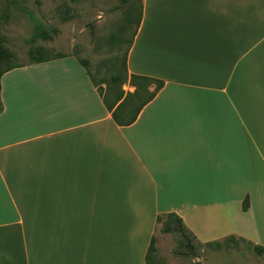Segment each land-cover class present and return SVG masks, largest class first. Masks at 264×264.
I'll list each match as a JSON object with an SVG mask.
<instances>
[{
    "label": "crops",
    "instance_id": "1",
    "mask_svg": "<svg viewBox=\"0 0 264 264\" xmlns=\"http://www.w3.org/2000/svg\"><path fill=\"white\" fill-rule=\"evenodd\" d=\"M126 72L128 125L73 56L0 77V264H146L169 214L264 248V0H142Z\"/></svg>",
    "mask_w": 264,
    "mask_h": 264
},
{
    "label": "rangeland",
    "instance_id": "2",
    "mask_svg": "<svg viewBox=\"0 0 264 264\" xmlns=\"http://www.w3.org/2000/svg\"><path fill=\"white\" fill-rule=\"evenodd\" d=\"M141 4L142 0H0V38L11 55L10 61L0 64V72L39 59L73 56L86 65L100 94L105 96L109 87L111 98L116 93L132 95L138 89L129 96L126 108L133 113L155 88L144 81H130L126 72ZM112 73L118 75L113 83ZM165 222L162 216L147 264H264V252L258 255L255 245L239 238L219 249L193 241L191 256L179 247L177 235L162 232Z\"/></svg>",
    "mask_w": 264,
    "mask_h": 264
},
{
    "label": "trees",
    "instance_id": "3",
    "mask_svg": "<svg viewBox=\"0 0 264 264\" xmlns=\"http://www.w3.org/2000/svg\"><path fill=\"white\" fill-rule=\"evenodd\" d=\"M64 56H59V57H55V58H62ZM55 58H50V59H39L36 60L35 63H41V62H45V61H49V60H53ZM11 60V55L10 53L2 46V41L0 38V64L8 62ZM80 63V65L86 70L93 86L96 88V80L93 78L92 74L90 73V71L87 69L86 65L81 62L78 61ZM18 66L15 67H9L6 68L5 70L0 72V77L5 73L8 72L14 68H17ZM110 78L112 79V83L115 82L118 78V75L116 73H112L110 75ZM144 81V83L151 84V82H154L150 79H144V78H139V77H135V76H131L130 77V81ZM156 87H155V91H158L162 88L163 84L159 81H155ZM138 89H136V91L134 92V94L132 95H126V97L124 98L123 93H116L113 98H111L109 96V92L111 91V88H107L105 93V96L100 94L99 91V95L102 99V102L105 106V108L111 113L112 119L115 123H117L118 125H128L130 123H132L140 108L145 104V102H147V100L151 99L153 97V93L150 95V97L144 102L142 103L133 113H130L129 110L127 111V113H125V109L128 106V102H129V96L133 97L135 94L138 93L137 91ZM121 102V103H120ZM120 103V104H118ZM2 111V105L0 103V113ZM243 209H246L245 203L243 206ZM166 217V222L163 224V228H162V232L165 234H175L178 237V242H179V247L182 249H187L190 251V255L193 256L194 254V246L191 244V242L195 241V237L192 233L188 232L186 230V228L184 227L181 219L179 217H177L174 214H169V215H165ZM162 216H158L156 219V222L159 224L161 222ZM234 241L233 237H228L226 238L223 242H213V243H206L204 244L206 247L209 248H213V249H219L221 248V246L223 245H227L228 242H232ZM244 241V240H243ZM153 248V242H151L150 247L148 249V253L152 250ZM253 250L258 254L261 255L264 252V248L256 246L253 248ZM147 258H148V254L146 256V264H147Z\"/></svg>",
    "mask_w": 264,
    "mask_h": 264
}]
</instances>
